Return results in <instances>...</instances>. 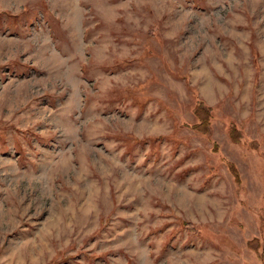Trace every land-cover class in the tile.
<instances>
[{
  "label": "rangeland",
  "instance_id": "1",
  "mask_svg": "<svg viewBox=\"0 0 264 264\" xmlns=\"http://www.w3.org/2000/svg\"><path fill=\"white\" fill-rule=\"evenodd\" d=\"M0 264H264V0H0Z\"/></svg>",
  "mask_w": 264,
  "mask_h": 264
},
{
  "label": "trees",
  "instance_id": "2",
  "mask_svg": "<svg viewBox=\"0 0 264 264\" xmlns=\"http://www.w3.org/2000/svg\"><path fill=\"white\" fill-rule=\"evenodd\" d=\"M204 107L200 106V104H198L195 109H194V114L195 116H198L199 114L203 113V111L201 112V110L203 109ZM208 120V117L207 115H204V118L203 116L200 117V124H202L203 122L205 123V120ZM199 125V124H198ZM233 132V129L230 131V134Z\"/></svg>",
  "mask_w": 264,
  "mask_h": 264
}]
</instances>
